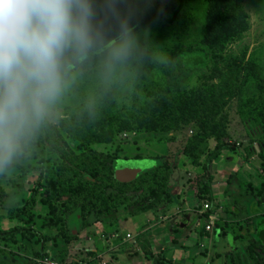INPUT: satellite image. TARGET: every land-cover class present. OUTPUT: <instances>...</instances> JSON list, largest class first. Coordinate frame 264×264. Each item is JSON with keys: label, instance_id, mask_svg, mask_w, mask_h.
<instances>
[{"label": "rangeland", "instance_id": "rangeland-1", "mask_svg": "<svg viewBox=\"0 0 264 264\" xmlns=\"http://www.w3.org/2000/svg\"><path fill=\"white\" fill-rule=\"evenodd\" d=\"M181 1L174 21H153L132 30L137 46L128 59L110 60L108 48L81 58L38 125L42 138L27 137L12 161L0 166L5 191L0 227L40 232L5 247L7 259L19 264H46L43 259L52 264H116L114 256L132 253L139 257L137 264L251 263L246 247L253 243V227L264 218V0H239L245 13L240 20L220 15L224 35L218 50L205 38L209 0ZM170 7L165 3L167 17ZM141 13L137 19L146 11ZM67 56L76 59L71 52ZM246 61L257 76L242 68ZM220 89L219 97L205 108L211 110L210 129L200 125L199 108L194 109L198 118L165 111L169 101L182 111L188 101L199 100L197 93L211 96ZM218 144L220 153L204 169L207 154ZM186 146L197 157L184 153ZM62 147L72 150L75 162L90 156L84 163L90 169L84 171L87 177L91 170H104L109 162L104 158L120 150L114 162L119 181H129L127 161L136 154L157 163L164 159L170 164L173 199L156 211L148 210L149 216L142 212L129 220L121 205L98 222L77 224L76 238L66 241L62 233L71 234L72 228L46 225L51 214L43 202L49 195L46 173L62 163ZM196 158L198 163H193ZM31 199L32 218L22 222L8 216L9 209ZM206 202L208 210L201 215ZM208 214L215 217L211 230L203 227ZM171 216L177 221L165 224ZM150 224L163 235L160 240L155 235L158 243H150V231H144ZM129 260L125 258V264Z\"/></svg>", "mask_w": 264, "mask_h": 264}, {"label": "trees", "instance_id": "trees-1", "mask_svg": "<svg viewBox=\"0 0 264 264\" xmlns=\"http://www.w3.org/2000/svg\"><path fill=\"white\" fill-rule=\"evenodd\" d=\"M96 2L100 6V10L94 24L99 31V39L84 56L85 59L105 51L109 44L118 40L125 25L134 30L139 25H145L153 21L172 22L182 7L181 0L178 2L174 0H96ZM169 2L171 7L168 10L172 14L167 17L163 11L165 3ZM142 11H146L145 15L141 19H137L138 15L143 14ZM244 14L239 0H209L205 38L210 42L213 50H218L221 47L220 39L224 35V27L219 21L220 15L222 18L231 21L233 18L240 20ZM235 28L236 24L230 27L227 33H231ZM71 54L74 55L72 52ZM67 58L69 57L66 53V74L79 63L77 58L72 61L67 60ZM242 68L253 76H257V72L250 62L243 63ZM220 91L221 89L215 91L211 96L197 93L199 100L192 99L188 101L186 103L188 109L182 111L177 103L169 101L165 111H170L169 116H177L183 113L189 115L190 118H198L199 115L194 109L199 108L203 114L199 118L200 125L210 129L211 117L209 115L211 110L207 112L205 108L211 104L212 99L219 97ZM28 138L34 140L42 138L41 129L37 127ZM221 148L222 145L218 144L207 154V162L203 164L204 169L208 170L210 168L211 161L220 153ZM119 152L120 150H117L114 155H107L104 161L108 160L109 162L104 165V170H91L90 176L87 177L84 175V171L90 169L84 163L90 156L85 155L75 162L73 160L76 156L72 154L70 148L66 150L62 147L60 150L63 161L46 173L45 182L49 195L44 198L43 202L49 205L51 214L45 223L46 225L51 228L60 223L61 225L68 224L72 228L73 233H62L64 240L70 241L76 238L77 224L79 227H83L98 222L103 217L114 214L121 205L125 206L129 215H134L148 210L156 211L161 207H165L173 199L169 189L171 169L166 160H159L155 166L130 181H119L114 173V162L121 157ZM184 153L197 157V153H193L192 149H188V147L184 149ZM122 157L128 158L123 155ZM134 157L139 158V155L136 154ZM193 163H198L197 158L193 159ZM211 177L208 174L206 179L210 180ZM4 194L5 191L0 185V200ZM34 204V199H31L28 203L9 209L7 214L11 218L26 222L33 216L31 209ZM253 229L255 237L253 243L246 247V256L252 259L250 264H264V218H259ZM34 233H38L40 236V232L24 227L14 226L10 229L0 227V264H19L15 259H7L8 254L5 247L19 244L23 239L30 238ZM42 238L46 240L49 237ZM229 259H233L232 254L229 255Z\"/></svg>", "mask_w": 264, "mask_h": 264}, {"label": "clouds", "instance_id": "clouds-1", "mask_svg": "<svg viewBox=\"0 0 264 264\" xmlns=\"http://www.w3.org/2000/svg\"><path fill=\"white\" fill-rule=\"evenodd\" d=\"M99 10L96 0H0V166L61 96L66 53L83 58L98 42ZM136 46L125 25L107 46L109 59L124 61Z\"/></svg>", "mask_w": 264, "mask_h": 264}, {"label": "crops", "instance_id": "crops-1", "mask_svg": "<svg viewBox=\"0 0 264 264\" xmlns=\"http://www.w3.org/2000/svg\"><path fill=\"white\" fill-rule=\"evenodd\" d=\"M142 213V212H141ZM144 213H146V215L147 216H149V214H151L149 211H144ZM138 214V213H137ZM137 214H134V216L135 215H137ZM124 216H127L126 217V219L127 218H129L130 216H132V215H129V213H127V215H125L124 214ZM134 216H132V218L134 217ZM145 217V216H144ZM126 219L124 218V221H126ZM127 220H129V219H127ZM134 221V223L136 224V222H140V220H138V219H133ZM150 220V219H149ZM169 220H171L172 222H176L177 221V217L175 216H171V218L170 219H168V220H165V224L169 221ZM118 221H120V219L118 220ZM153 225H148V226H146L145 227V229H144V231L146 232V231H150L149 232V235H150V237H147L149 240H150V243H153L154 244V242H156V243H158L157 242V240H156V237H155V235L156 234H158V238L157 239H161L162 238V234H161V237L159 236L160 235V233H157L156 231H154V228H151ZM153 233V234H152ZM128 235H126V237L128 238V237H131L130 236V234L129 233H127ZM92 238V237H91ZM94 238V237H93ZM92 238V239H93ZM112 238H116V237H112ZM111 238V239H112ZM132 252V251H131ZM130 254H132V253H128V254H126L125 256L124 255H119L117 258L114 256V258H115V260H116V264H125V263H127V262H124V259L125 258H131V261H130V263L129 264H137V263H140V260L138 259L139 257L137 256V254H134V255H130ZM124 256V257H123ZM120 258V259H119Z\"/></svg>", "mask_w": 264, "mask_h": 264}, {"label": "water", "instance_id": "water-1", "mask_svg": "<svg viewBox=\"0 0 264 264\" xmlns=\"http://www.w3.org/2000/svg\"><path fill=\"white\" fill-rule=\"evenodd\" d=\"M81 60V58L79 59ZM127 179L130 181L157 164L156 159L131 158L127 161ZM187 219H184L183 223Z\"/></svg>", "mask_w": 264, "mask_h": 264}, {"label": "built area", "instance_id": "built-area-1", "mask_svg": "<svg viewBox=\"0 0 264 264\" xmlns=\"http://www.w3.org/2000/svg\"><path fill=\"white\" fill-rule=\"evenodd\" d=\"M209 207V203L208 202H206L205 204H204V209L202 210V211H200L199 213L201 214V215H203V213H205L208 209ZM206 218H207V220L205 221V223H204V225H203V227L206 229V230H211V228H212V226L214 225V220H215V217H214V215H212V214H208L207 216H206ZM128 235V234H127ZM42 262H44V263H46V264H52V261H50V260H46V259H43L42 260Z\"/></svg>", "mask_w": 264, "mask_h": 264}]
</instances>
